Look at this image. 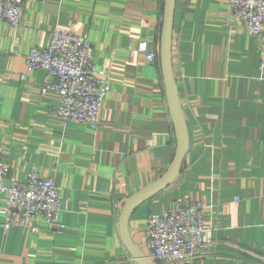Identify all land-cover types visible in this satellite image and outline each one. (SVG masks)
Instances as JSON below:
<instances>
[{
	"label": "crops",
	"instance_id": "crops-1",
	"mask_svg": "<svg viewBox=\"0 0 264 264\" xmlns=\"http://www.w3.org/2000/svg\"><path fill=\"white\" fill-rule=\"evenodd\" d=\"M171 2L27 0L18 28L0 21V142L10 177L37 172L63 188L58 228L35 219V233L4 228L8 193L0 191V264H140L120 220L130 198L173 168L174 90L189 145L174 181L128 215L133 248L156 264L148 218L190 199L205 203L211 225L193 264H264L263 36L232 16L228 0H175L173 85L163 62ZM56 27L88 38L110 75L98 129L54 114L58 94L42 91L46 72L27 69L26 55L47 47ZM143 40L157 53L153 62L137 49Z\"/></svg>",
	"mask_w": 264,
	"mask_h": 264
},
{
	"label": "built area",
	"instance_id": "built-area-1",
	"mask_svg": "<svg viewBox=\"0 0 264 264\" xmlns=\"http://www.w3.org/2000/svg\"><path fill=\"white\" fill-rule=\"evenodd\" d=\"M27 0H0V21L18 28ZM234 18L243 20L252 34L262 35L261 68H264V0H228ZM47 47H33L26 55L28 70L42 69L47 78L42 91L58 94L53 112L65 121L85 122L94 129L101 123L106 95L112 90L110 75L98 67L91 54L92 42L67 28L56 27ZM137 49L153 62L157 53L147 40ZM21 74L20 78L24 79ZM0 191L8 193L1 210L6 229L24 226L38 232L35 219L57 229L62 209L63 188L54 177L31 172L24 180L10 177V165L0 142ZM202 201L185 199L161 213L152 214L146 225V239L156 264H193L204 248V235L211 225L204 218Z\"/></svg>",
	"mask_w": 264,
	"mask_h": 264
},
{
	"label": "water",
	"instance_id": "water-1",
	"mask_svg": "<svg viewBox=\"0 0 264 264\" xmlns=\"http://www.w3.org/2000/svg\"><path fill=\"white\" fill-rule=\"evenodd\" d=\"M174 4L175 0H172L168 19L166 23V29H165V37L163 42V62L164 67L167 73L168 78L170 81L175 85V81L172 75L171 67H170V46H171V29H172V22H173V13H174ZM177 92L174 90L171 94V103L172 108L174 109L177 117L179 118V121L177 123L178 125V131L177 134L180 137V142L178 144V152L176 156L175 163L173 165V168L169 172L166 179L161 182L159 185L151 187L149 189H146L139 194L133 196L130 198L124 208L121 220H120V229L123 236V239L127 245V247L130 249V251L134 254V256L138 259L140 264H149V262L140 254L137 253V251L133 248L129 236L127 234V218L130 212L132 211V208L135 205H138L141 203L144 199L150 198L156 193L160 192L161 190L166 189L176 178L178 173L181 169L182 159H183V153L187 150L189 145V136H188V129L186 126V123L183 121L182 116L180 115V112L178 111V105H177Z\"/></svg>",
	"mask_w": 264,
	"mask_h": 264
}]
</instances>
